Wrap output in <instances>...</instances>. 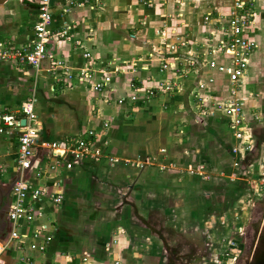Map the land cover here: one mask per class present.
Instances as JSON below:
<instances>
[{
    "label": "crops",
    "instance_id": "0c3cea01",
    "mask_svg": "<svg viewBox=\"0 0 264 264\" xmlns=\"http://www.w3.org/2000/svg\"><path fill=\"white\" fill-rule=\"evenodd\" d=\"M236 1L54 0L51 29L69 30L97 65L114 70L113 88L102 93L87 84L58 83L48 63L37 69L0 58V112L17 114L35 99L40 131L34 168L25 173L17 164L19 130L0 132V195L7 196L21 179L45 190L38 201L27 202L37 213L32 223L12 224L13 190L3 215L0 202V242L8 244L2 264L23 255L34 264H155L156 254L168 252L176 238L191 236H202L208 248L213 242L232 248L234 228L246 223L233 217L248 210L250 180L257 179V164L264 161V0H240L254 5L251 39L257 50L239 86L209 66L230 64L216 46ZM37 22L38 0H0V49L32 44ZM177 38L186 45L172 54L165 43ZM73 40L53 41L48 52L80 72L87 62ZM179 59L197 61V69L183 74ZM164 60L171 63L165 74L160 72ZM161 82L174 91L145 96ZM236 99L246 120L242 141L223 109ZM89 131L98 134L97 147L105 156L71 170L40 146ZM246 144L250 151L234 153ZM57 191L64 198L60 205L51 199ZM15 229L26 241L23 251L9 242ZM222 229L217 240L205 239ZM36 231L42 238L35 243L52 237L44 252L31 248Z\"/></svg>",
    "mask_w": 264,
    "mask_h": 264
},
{
    "label": "built area",
    "instance_id": "2783aa9c",
    "mask_svg": "<svg viewBox=\"0 0 264 264\" xmlns=\"http://www.w3.org/2000/svg\"><path fill=\"white\" fill-rule=\"evenodd\" d=\"M54 0H38V22L35 26V40L32 44H27L21 48L8 49L2 47L0 49V58L14 62L21 66H29L40 69L43 64H49V73L55 78L58 77V83L67 87H72L77 83L87 84L95 92L102 93L104 91H110L113 88L114 82V70L110 65L104 63L99 66L97 62L93 60V55L89 53L81 41H74L69 30L53 31L51 29L53 23V3ZM150 4L151 0H141ZM211 16L205 18V21H209ZM256 23V13L254 5L251 2H243L237 0L235 2L234 10L227 18L226 23L222 27L223 37L219 43H217L216 49L218 52L228 55L231 58L228 66H219L217 62L210 63V68L218 69L221 72L229 74V79L236 87L239 86L241 80L245 77L249 66L250 60L253 54L257 50V44L251 35ZM61 40H73V45L78 50L84 61L87 62V67L80 72H72L71 68L67 66V60L62 61L61 58L55 57L48 52V46L53 41ZM168 47V51L172 54L177 53L181 47L186 45L185 40L177 38L175 44L165 43ZM89 63V65H88ZM177 69L183 74L187 75L190 71L197 69V61L191 60L181 61L178 60ZM171 68L170 61H163L160 69L161 73H166ZM62 71L61 73H59ZM119 71V69H118ZM97 76L101 77L100 80H96ZM160 86L145 91V96L148 98L156 97L160 91L171 93L174 91V87L168 82H161ZM235 94V92H234ZM123 100L118 101L119 104H123ZM35 99L30 100L23 111L17 114H8L0 112V132L4 129L19 130L18 141V156L17 164L19 169L25 173L35 165V158L37 149L39 147L40 131L38 129L37 116L35 114ZM223 109L231 115L233 118V127L235 129V138L238 141L246 139V120L242 103L239 100L225 104ZM25 121V125L22 122ZM109 124H105L107 128ZM98 134L94 131H89L82 136L71 138L64 142L54 143H40L42 148H45L51 152L52 155L66 162L67 169L71 170L73 167L80 164L82 161L91 160L93 162L100 161L105 156L101 149L97 147ZM252 148L251 144H246L241 149H235L234 153L248 152ZM238 166V164H236ZM58 189V188H57ZM52 194L51 199L57 205L63 203L64 198L62 192L57 191ZM13 203L10 209V220L14 226L20 222L32 223L37 217V213L29 208L27 205L28 200L36 202L43 195L45 190L43 188H36L33 183L28 180H19L13 188ZM42 238L40 231H36L33 234V243L31 248L33 250H39L44 252L47 249L48 244L52 241V237H46L43 244H38ZM9 242H15L18 244L19 251H23L24 243H26L23 236L15 229L11 233ZM8 244L0 242V264L3 254L7 251ZM81 264H87V260H84ZM14 264H34L30 257L22 256Z\"/></svg>",
    "mask_w": 264,
    "mask_h": 264
},
{
    "label": "rangeland",
    "instance_id": "374dc122",
    "mask_svg": "<svg viewBox=\"0 0 264 264\" xmlns=\"http://www.w3.org/2000/svg\"><path fill=\"white\" fill-rule=\"evenodd\" d=\"M259 159V158H258ZM258 166H260L258 168ZM237 167V166H236ZM257 170L255 171V174H259L256 176V180L251 179L250 184L252 185V196H248L246 198V208L248 209L244 214H240L239 218L236 219V217H233L234 222H239L242 224L243 222H248L251 219V204L250 202L252 200H258L262 197H264V161H262L261 164H257ZM253 173V172H252ZM251 174V173H250ZM232 175V174H231ZM255 187V188H254ZM233 219L230 221L233 223ZM227 222H222V225H225ZM245 223V224H246ZM217 229V228H216ZM219 230V229H217ZM234 231H236L234 229ZM233 231V232H234ZM224 230H220L219 233L215 231L216 236L211 233L210 236H207L205 239L207 241L212 242L214 240L213 238H216L219 236L224 235ZM210 233V232H209ZM239 231L234 232L232 235V238L235 239L239 235ZM202 239H204L202 236H197V238L192 237L187 238L188 242L182 241L181 238H176L175 245L169 248L168 252H160L157 253L156 256H158V259L155 264H235L237 255L240 254V250L236 248L234 245H232V248L229 247H223L221 245H218V242H213L214 247H207L203 244ZM215 240V241H216ZM191 243L192 245L199 244V248L190 247V249L187 247V244ZM210 246V245H209ZM235 256H233V254Z\"/></svg>",
    "mask_w": 264,
    "mask_h": 264
},
{
    "label": "flooded vegetation",
    "instance_id": "af4514ba",
    "mask_svg": "<svg viewBox=\"0 0 264 264\" xmlns=\"http://www.w3.org/2000/svg\"><path fill=\"white\" fill-rule=\"evenodd\" d=\"M6 197L5 194L0 195L1 215L8 208ZM234 229L240 232L236 241L232 240V245L240 250L235 264H264V197L255 202L251 219L245 226Z\"/></svg>",
    "mask_w": 264,
    "mask_h": 264
},
{
    "label": "water",
    "instance_id": "95a60500",
    "mask_svg": "<svg viewBox=\"0 0 264 264\" xmlns=\"http://www.w3.org/2000/svg\"><path fill=\"white\" fill-rule=\"evenodd\" d=\"M23 125H25V121L23 122ZM17 181H18V180H17ZM17 181H16V182H17ZM16 182H15L14 184H12V186L10 187L11 190H13L14 185L16 184ZM11 190H10L9 194L7 195V196H9V197H10Z\"/></svg>",
    "mask_w": 264,
    "mask_h": 264
}]
</instances>
